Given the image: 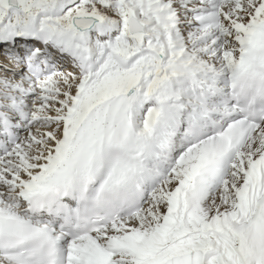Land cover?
Returning a JSON list of instances; mask_svg holds the SVG:
<instances>
[{
  "label": "snow or ice",
  "instance_id": "1",
  "mask_svg": "<svg viewBox=\"0 0 264 264\" xmlns=\"http://www.w3.org/2000/svg\"><path fill=\"white\" fill-rule=\"evenodd\" d=\"M0 264H264V0H0Z\"/></svg>",
  "mask_w": 264,
  "mask_h": 264
}]
</instances>
